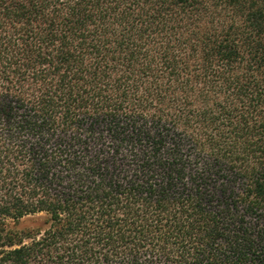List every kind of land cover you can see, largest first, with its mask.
I'll return each instance as SVG.
<instances>
[{"label": "trees", "instance_id": "16d2710c", "mask_svg": "<svg viewBox=\"0 0 264 264\" xmlns=\"http://www.w3.org/2000/svg\"><path fill=\"white\" fill-rule=\"evenodd\" d=\"M0 264H264V0H0Z\"/></svg>", "mask_w": 264, "mask_h": 264}, {"label": "rangeland", "instance_id": "374dc122", "mask_svg": "<svg viewBox=\"0 0 264 264\" xmlns=\"http://www.w3.org/2000/svg\"><path fill=\"white\" fill-rule=\"evenodd\" d=\"M36 217H29L23 221L20 222V224L17 226L19 229H23L26 227H32L35 225Z\"/></svg>", "mask_w": 264, "mask_h": 264}]
</instances>
